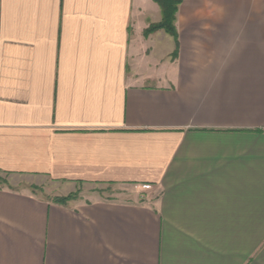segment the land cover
Listing matches in <instances>:
<instances>
[{
    "label": "crops",
    "instance_id": "crops-1",
    "mask_svg": "<svg viewBox=\"0 0 264 264\" xmlns=\"http://www.w3.org/2000/svg\"><path fill=\"white\" fill-rule=\"evenodd\" d=\"M0 0V264H264V0ZM151 188H147V187Z\"/></svg>",
    "mask_w": 264,
    "mask_h": 264
},
{
    "label": "rangeland",
    "instance_id": "rangeland-1",
    "mask_svg": "<svg viewBox=\"0 0 264 264\" xmlns=\"http://www.w3.org/2000/svg\"><path fill=\"white\" fill-rule=\"evenodd\" d=\"M0 187H16L27 189L30 192L54 201L57 197L76 195L77 198L90 197L92 192H98L103 198H113L119 189L114 184H97L82 182H65L48 178H33L23 175H14L0 171ZM148 189L151 187H147Z\"/></svg>",
    "mask_w": 264,
    "mask_h": 264
},
{
    "label": "trees",
    "instance_id": "trees-1",
    "mask_svg": "<svg viewBox=\"0 0 264 264\" xmlns=\"http://www.w3.org/2000/svg\"><path fill=\"white\" fill-rule=\"evenodd\" d=\"M161 8L162 19L159 22L152 23L145 30L149 34L159 29L165 30L170 35L178 39V29L176 25L177 13L182 0H154ZM78 199L76 195H68L55 198L54 202L66 204L71 200Z\"/></svg>",
    "mask_w": 264,
    "mask_h": 264
}]
</instances>
